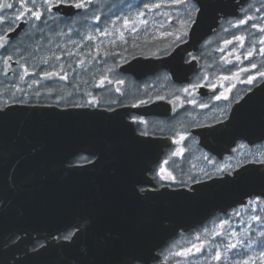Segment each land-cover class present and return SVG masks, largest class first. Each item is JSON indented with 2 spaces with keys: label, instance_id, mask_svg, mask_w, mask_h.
I'll use <instances>...</instances> for the list:
<instances>
[{
  "label": "flooded vegetation",
  "instance_id": "af4514ba",
  "mask_svg": "<svg viewBox=\"0 0 264 264\" xmlns=\"http://www.w3.org/2000/svg\"><path fill=\"white\" fill-rule=\"evenodd\" d=\"M146 2L166 6L147 12L148 24L137 21V31L125 29L123 19L126 14L135 18L137 5L143 10L140 0H94L83 10L62 8L46 24L18 22L19 27L10 33L7 26H0V36L5 37L0 43L7 45L6 51L0 49V108L5 110L15 105L77 108L81 132L75 138L80 148L64 165L96 172L101 170L100 163L108 161L111 166L102 168L124 170L127 176L123 180L133 186L138 198L163 190L193 192L197 185L242 174L244 167L252 174L264 172V76L261 75L264 54L260 52L264 44L259 42L264 39V32L259 30L264 28V0H210L208 18L216 19L217 24L197 49L180 55L182 60L174 78L165 68L148 71L141 62L121 69L138 58L166 56L189 39L174 43L173 36L168 35L180 28L184 18L182 5L173 4L172 0ZM117 10L119 19L111 15ZM14 11L0 10V14L11 15ZM85 12L88 14L84 15ZM94 16L101 17L99 26ZM248 17L252 19L246 24L235 26ZM100 29H106L108 34H102ZM88 36L93 39H87ZM235 37H243V46ZM7 55H13V62L23 55L26 62L5 64ZM75 59L77 62L69 65L68 60ZM56 61L64 62L63 71ZM21 65L27 68L28 75H24ZM50 72L59 75L45 78ZM59 76L67 78L61 80ZM96 111H122L115 115L114 122L130 134L114 137L105 150L96 129L90 127L100 122ZM16 114L13 112L12 118L6 116L0 120L6 126L18 119ZM5 126L1 132L9 130ZM48 139H44L47 145ZM14 144L7 141L1 156L41 153L36 149L18 150L19 145ZM108 147L120 149V154L109 155ZM43 152L44 166L49 163L44 171L49 172L50 151ZM31 160L36 163L35 159ZM94 163L98 165L91 166ZM3 201L0 198V264H14L53 240L70 241L64 237L72 238L83 227L82 223L70 225L54 235L45 230L4 235ZM254 215L264 221L263 195L248 196L241 203L212 211L187 230L178 229L156 250L158 256L152 264H222L210 259L217 250L232 264L233 259L244 257L238 256L237 250H225L229 240L243 241L241 250L255 256L260 249L247 245L257 244L264 223L253 221ZM198 236L209 240L202 253L193 252V263H187L184 256L176 253ZM214 239H219L220 244L212 250ZM206 256L207 261L197 263L196 259Z\"/></svg>",
  "mask_w": 264,
  "mask_h": 264
},
{
  "label": "water",
  "instance_id": "95a60500",
  "mask_svg": "<svg viewBox=\"0 0 264 264\" xmlns=\"http://www.w3.org/2000/svg\"><path fill=\"white\" fill-rule=\"evenodd\" d=\"M209 15L206 9L199 27L190 33L188 41L166 56L138 58L121 66V69L141 62L148 71L165 68L174 78L182 60L180 55L197 49L201 40L216 26L217 20H209ZM4 111L10 113L9 118L13 112L19 115L16 114L17 120L6 124L9 128L6 132H1L5 125L0 120L3 234L45 230L54 235L70 225L83 224L70 241L53 240L17 259L14 264H118L130 252L152 264L158 256L156 250L178 229L187 230L201 223L212 211L241 203L248 196H264V172L252 174L244 167L243 176L239 174L227 180L197 185L193 192L163 190L138 198L134 195L133 186L123 180L127 176L124 170L102 168L111 166L108 161L100 163L101 170L96 172L64 165L80 148L75 138L81 132L77 108L15 105ZM95 113L99 114L100 122L90 127L96 129L105 150L114 137L130 134L121 124L114 122L115 115L122 114V111ZM85 125L89 126L88 123ZM45 138L50 139L48 145ZM7 141H13L14 146L19 145L18 150L36 149L41 153L3 157L1 150ZM44 149L50 151L49 172L44 171L49 165L47 162L44 166ZM107 150H110L109 155L120 154V149L108 147ZM96 165L98 163L91 166Z\"/></svg>",
  "mask_w": 264,
  "mask_h": 264
},
{
  "label": "snow or ice",
  "instance_id": "6c2138e0",
  "mask_svg": "<svg viewBox=\"0 0 264 264\" xmlns=\"http://www.w3.org/2000/svg\"><path fill=\"white\" fill-rule=\"evenodd\" d=\"M173 4H179L182 5V11L184 12V18L181 21L180 28L177 29L176 33H168V35L173 36L174 43H178L183 41L185 38L189 37L190 33H194L195 29L199 27L200 20L204 15L205 10L207 9L208 5L210 4V0H172ZM94 3V0H14V2H7V0H0V10H13L15 9L14 13L11 15H5L0 14V26H7L8 32L15 31L16 28L19 27L18 22H24V21H34V22H42L44 24L47 23L48 18L54 17L57 13L60 12L62 8H75L78 10H83L88 5H92ZM140 4H142L143 10H139L140 5H137V12L135 18L125 15L123 19V27L127 30L131 31H137L135 28V24L137 21L143 25H147L148 21L145 18L147 12H152L156 9L161 8V3H150L146 2V0H140ZM39 5V6H37ZM55 9V12L53 11ZM119 10L114 11L111 13V15H114L119 19ZM80 14V13H76ZM84 15H87L88 13H83ZM252 17H248L247 20L241 19L239 23L235 26L239 27L241 25H244L247 23L248 20H251ZM94 20L96 21L97 26H99V22L101 20L100 16H94ZM114 23V21H113ZM132 26L129 28V26ZM253 27H259L257 25H253ZM261 32H264V28H259ZM102 34L107 35L108 32L106 29H100ZM120 38L123 40V32H120ZM5 37L0 36V41H4ZM87 39L92 40V36H88ZM236 40L240 41L241 46H243V37H235ZM261 44H264V39H261L259 41ZM226 43H231V41H226ZM0 49L7 50V45L4 43H0ZM261 54H264V48L260 49ZM251 52L248 53V56H251ZM56 59H60V57H56ZM239 59V57H237ZM21 60H25V57L21 55L16 61L13 62V55H7L5 59V64H8L9 62H13L16 64H19ZM26 62V60H25ZM44 63H48L47 60H44ZM11 66V65H10ZM23 68L24 75H28V70L26 67L21 65ZM253 68L256 67L255 64L252 65ZM60 70L63 71V65L60 66ZM34 75V73H33ZM59 75L55 72L46 73L45 78L50 76H56ZM262 76H264V73H261ZM23 79V76L20 77ZM61 80L66 79V76H59ZM101 85L104 83L102 80ZM111 83V81H109ZM249 83H251V80H249ZM185 92L188 91V89H184ZM219 99V97H217ZM141 103H144V101H141ZM10 113L7 111H4L2 108H0V118L8 116ZM181 139H184V137H181ZM249 203H257L256 201H249ZM253 221L261 222L262 221L261 216L254 215L251 217ZM75 235V234H72ZM219 235V233L217 234ZM233 237L236 236V233L231 234ZM65 240H70L71 235L65 236ZM197 239L199 240L200 237L198 236ZM244 245L243 241L236 240L235 242H232L229 240L225 245L224 248L227 251L231 250H237V255L244 257L241 259H233L232 264H264V231L260 233V240L257 242L255 246H253L250 242L248 243L247 247L252 248L256 247L259 248L260 251L257 255H247L246 250H241ZM204 251V246L201 244L200 246H197L196 244H192L191 247L187 249H183L180 252H177L176 255L184 256L187 254H191L193 252L196 253H202ZM211 260H214L216 262H222V264H228L227 258L222 255V253L217 250L210 256ZM118 264H147V261L144 260L140 255H138L135 252H130L123 256Z\"/></svg>",
  "mask_w": 264,
  "mask_h": 264
},
{
  "label": "rangeland",
  "instance_id": "374dc122",
  "mask_svg": "<svg viewBox=\"0 0 264 264\" xmlns=\"http://www.w3.org/2000/svg\"><path fill=\"white\" fill-rule=\"evenodd\" d=\"M56 58V57H55ZM73 61L76 63L77 62V59H75V60H68V63H69V65H71V64H73ZM62 64H64V62H62V61H56V66L58 67V68H60V66L62 65ZM64 68V67H63ZM209 239H204V240H202V239H197V238H193L192 240H191V242L189 243V244H186L185 245V249H187V248H189V247H191V245L192 244H196V243H200V245L201 244H203V246H205V243L208 241ZM219 239H214V242L211 244V246H212V250H214V249H217L216 247H219ZM200 245H197V246H200ZM181 248V247H180ZM179 248V249H180ZM181 250H183V249H181ZM212 254H213V252H212ZM192 256H193V253H191V254H187V255H184V257H185V261L187 262V263H193V258H192ZM207 259H208V256H206L205 258H202V257H200V259L198 260V259H196V261H197V263H202V262H204V261H207Z\"/></svg>",
  "mask_w": 264,
  "mask_h": 264
}]
</instances>
